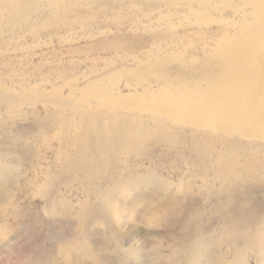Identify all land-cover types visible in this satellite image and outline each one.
I'll list each match as a JSON object with an SVG mask.
<instances>
[{"label": "rangeland", "instance_id": "rangeland-1", "mask_svg": "<svg viewBox=\"0 0 264 264\" xmlns=\"http://www.w3.org/2000/svg\"><path fill=\"white\" fill-rule=\"evenodd\" d=\"M35 1L0 24V264H264V138L204 144L224 134L149 108L225 32L182 1Z\"/></svg>", "mask_w": 264, "mask_h": 264}, {"label": "bare ground", "instance_id": "bare-ground-1", "mask_svg": "<svg viewBox=\"0 0 264 264\" xmlns=\"http://www.w3.org/2000/svg\"><path fill=\"white\" fill-rule=\"evenodd\" d=\"M9 1L11 7L8 6L10 9L7 14L0 15V24L26 20L29 18L28 14L33 3L36 2L35 0H18L20 7L18 5L16 7L15 0ZM120 1L119 5L122 3ZM160 1L162 5V1L166 0ZM181 1L185 10L193 14L195 18L201 19L203 23L200 22V24L211 22L224 31V38L215 39L216 43L212 48L216 58L215 65L205 66L197 77L191 76L190 81L186 79L180 83L181 86L176 92L170 91L168 95H161L158 91L151 90L149 108L174 120H185L197 127L210 129L214 133L220 131L224 134V136H214L210 132V135L201 133V139L203 137L205 139L204 144L224 141L228 150L236 149L238 145H244L240 146V149L246 146L250 149V145L242 144L234 140V137L246 135L264 138V0H169L163 7H166L167 3L179 7L177 4ZM145 2L143 0V3ZM58 4L59 1L56 6ZM159 8L160 5L157 9ZM206 54L210 59L212 54L210 52ZM87 84L83 87L84 89L95 88L98 85L97 81ZM94 93L99 96L101 90ZM3 95V97L6 96ZM112 97L113 103L127 101V98L123 96L113 95ZM101 127L100 124L98 126L95 123L88 135L90 141H96L101 152L107 153L110 150L107 144L110 134L116 151L119 144L126 142L125 135L121 133L115 135L111 127L109 129H101ZM139 128L142 129L141 126ZM117 129L128 130L129 127L124 124L122 128ZM220 137L224 140L219 139ZM256 144L257 150L264 148V145ZM203 149L207 148L204 146ZM227 159L218 156V162L227 161ZM104 202L106 204L108 200Z\"/></svg>", "mask_w": 264, "mask_h": 264}]
</instances>
